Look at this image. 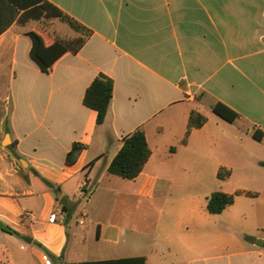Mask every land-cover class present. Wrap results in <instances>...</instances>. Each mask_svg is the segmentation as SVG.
<instances>
[{"label":"crops","instance_id":"obj_1","mask_svg":"<svg viewBox=\"0 0 264 264\" xmlns=\"http://www.w3.org/2000/svg\"><path fill=\"white\" fill-rule=\"evenodd\" d=\"M46 1L89 31L22 21ZM33 31L47 45L86 40L44 72ZM101 74L114 89L99 125L84 97ZM217 103L239 119L220 117ZM192 111L207 121L184 143ZM255 129L264 132V0H0V264H264ZM137 130L149 161L133 180L111 174ZM216 191L238 195L211 214Z\"/></svg>","mask_w":264,"mask_h":264},{"label":"trees","instance_id":"obj_2","mask_svg":"<svg viewBox=\"0 0 264 264\" xmlns=\"http://www.w3.org/2000/svg\"><path fill=\"white\" fill-rule=\"evenodd\" d=\"M42 17L47 19L58 18L62 22L67 23L77 32L89 31L72 16L47 1L24 14L22 21L29 18L41 19ZM30 35L33 39V48L31 52L32 58L38 63L44 72H50L55 62L64 54L69 51H78L86 40V35H84L75 40L59 39L53 44L47 45L39 32L33 31ZM113 89V80L108 76L101 74L91 83L85 93L84 104L97 112V123L99 125L104 123L108 114L113 97ZM213 110L220 117L230 123H235L239 119V114L236 111L222 103L215 104L213 106ZM206 121L207 119L204 115L197 111H192L184 143L187 142L189 134L194 129L201 128ZM252 135L258 141H262L264 138V132L259 129L253 130ZM82 148L83 147L78 144L74 146V150L70 155V162L76 159ZM150 157L151 150L149 148L146 135L144 131L137 130L125 138L122 148L115 156L109 167V172L122 178L133 180L140 175ZM218 175L220 179H224L231 175V171L222 170ZM249 194L250 193H247V195ZM236 195L238 194H228L221 191L213 192L208 198L207 210L211 214L222 213L227 207L234 204ZM1 228L6 231H11L9 228L2 225ZM54 259L57 262L56 264H146V258L144 257L104 261H85L80 263L62 262L61 258Z\"/></svg>","mask_w":264,"mask_h":264},{"label":"rangeland","instance_id":"obj_3","mask_svg":"<svg viewBox=\"0 0 264 264\" xmlns=\"http://www.w3.org/2000/svg\"><path fill=\"white\" fill-rule=\"evenodd\" d=\"M57 22H59L60 26H63L68 31L73 32V29H71V27H69L68 24L60 22L59 20ZM260 161H263V162H261L262 164H260ZM236 173L238 174L239 171L236 170ZM237 179H239V178H237ZM263 180H264V144H256V189L263 186V184H264ZM240 182L248 184L250 186L255 185L254 183L252 184V182L250 180H246V181L242 180ZM258 206H260V207L264 206V197H262L260 199V201L258 202ZM117 215L118 214H116V216ZM132 219H133V222H136V220L140 219V215L137 214L136 212H133ZM103 220H104V218H103ZM94 245H96L95 241H93V239L88 238V240L85 243V248H92Z\"/></svg>","mask_w":264,"mask_h":264},{"label":"built area","instance_id":"obj_4","mask_svg":"<svg viewBox=\"0 0 264 264\" xmlns=\"http://www.w3.org/2000/svg\"><path fill=\"white\" fill-rule=\"evenodd\" d=\"M55 219H56V216L55 215H53L51 218H50V220L53 222V221H55ZM51 262L50 261H48L47 262V264H50Z\"/></svg>","mask_w":264,"mask_h":264},{"label":"water","instance_id":"obj_5","mask_svg":"<svg viewBox=\"0 0 264 264\" xmlns=\"http://www.w3.org/2000/svg\"><path fill=\"white\" fill-rule=\"evenodd\" d=\"M24 240L27 241V242H32V240L29 239V238H24Z\"/></svg>","mask_w":264,"mask_h":264}]
</instances>
